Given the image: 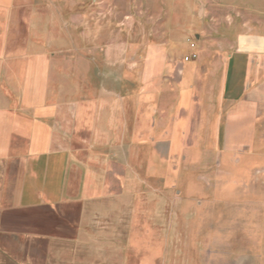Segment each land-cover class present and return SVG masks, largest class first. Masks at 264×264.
Returning <instances> with one entry per match:
<instances>
[{"label": "crops", "instance_id": "0c3cea01", "mask_svg": "<svg viewBox=\"0 0 264 264\" xmlns=\"http://www.w3.org/2000/svg\"><path fill=\"white\" fill-rule=\"evenodd\" d=\"M263 123L264 0H0V264H163L181 173L264 216Z\"/></svg>", "mask_w": 264, "mask_h": 264}, {"label": "rangeland", "instance_id": "374dc122", "mask_svg": "<svg viewBox=\"0 0 264 264\" xmlns=\"http://www.w3.org/2000/svg\"><path fill=\"white\" fill-rule=\"evenodd\" d=\"M260 127L264 128V123ZM166 159L164 155V161ZM176 174L170 173L172 177ZM181 175L184 179L181 177V184L177 191L174 189L173 195L187 197L194 194L196 203L193 206L186 200L176 205L178 212L174 222L170 214L166 217L162 236L163 264H219L225 260H250L251 246L257 249L264 244L261 207L242 204L236 210L234 205L220 204L217 173H211L207 191L202 189L201 182L187 180L186 173ZM245 183L249 184L248 181ZM240 249L241 252L238 251ZM257 254L264 258V252H255L254 257L257 258Z\"/></svg>", "mask_w": 264, "mask_h": 264}, {"label": "built area", "instance_id": "2783aa9c", "mask_svg": "<svg viewBox=\"0 0 264 264\" xmlns=\"http://www.w3.org/2000/svg\"><path fill=\"white\" fill-rule=\"evenodd\" d=\"M192 47H195V43H191ZM197 56L196 53H191L190 55L185 56V60H189L191 58H195Z\"/></svg>", "mask_w": 264, "mask_h": 264}]
</instances>
